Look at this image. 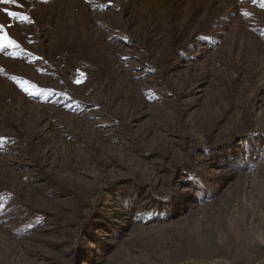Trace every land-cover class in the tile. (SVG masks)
I'll return each instance as SVG.
<instances>
[{
	"label": "rangeland",
	"instance_id": "obj_1",
	"mask_svg": "<svg viewBox=\"0 0 264 264\" xmlns=\"http://www.w3.org/2000/svg\"><path fill=\"white\" fill-rule=\"evenodd\" d=\"M217 261H264V0H0V264Z\"/></svg>",
	"mask_w": 264,
	"mask_h": 264
},
{
	"label": "water",
	"instance_id": "obj_2",
	"mask_svg": "<svg viewBox=\"0 0 264 264\" xmlns=\"http://www.w3.org/2000/svg\"><path fill=\"white\" fill-rule=\"evenodd\" d=\"M187 263H188V264H193L192 262H187ZM212 264H227V263L217 261V262H214V263H212ZM258 264H264V261H263V262H260V263H258Z\"/></svg>",
	"mask_w": 264,
	"mask_h": 264
},
{
	"label": "snow or ice",
	"instance_id": "obj_3",
	"mask_svg": "<svg viewBox=\"0 0 264 264\" xmlns=\"http://www.w3.org/2000/svg\"><path fill=\"white\" fill-rule=\"evenodd\" d=\"M5 2H6V3H8V2H12V0H5ZM5 39H6V37H5ZM9 42H11V41H9Z\"/></svg>",
	"mask_w": 264,
	"mask_h": 264
},
{
	"label": "trees",
	"instance_id": "obj_4",
	"mask_svg": "<svg viewBox=\"0 0 264 264\" xmlns=\"http://www.w3.org/2000/svg\"><path fill=\"white\" fill-rule=\"evenodd\" d=\"M132 200H134L133 198H131Z\"/></svg>",
	"mask_w": 264,
	"mask_h": 264
}]
</instances>
